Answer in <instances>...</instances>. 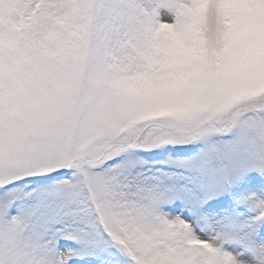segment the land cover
<instances>
[{
  "label": "snow or ice",
  "instance_id": "obj_1",
  "mask_svg": "<svg viewBox=\"0 0 264 264\" xmlns=\"http://www.w3.org/2000/svg\"><path fill=\"white\" fill-rule=\"evenodd\" d=\"M0 264H264V0H0Z\"/></svg>",
  "mask_w": 264,
  "mask_h": 264
}]
</instances>
